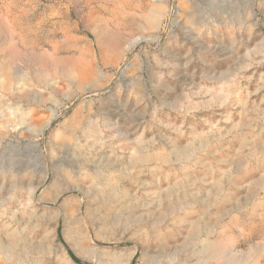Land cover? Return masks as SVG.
Returning a JSON list of instances; mask_svg holds the SVG:
<instances>
[{
  "label": "rangeland",
  "instance_id": "1",
  "mask_svg": "<svg viewBox=\"0 0 264 264\" xmlns=\"http://www.w3.org/2000/svg\"><path fill=\"white\" fill-rule=\"evenodd\" d=\"M0 241L264 264V0H0Z\"/></svg>",
  "mask_w": 264,
  "mask_h": 264
},
{
  "label": "bare ground",
  "instance_id": "2",
  "mask_svg": "<svg viewBox=\"0 0 264 264\" xmlns=\"http://www.w3.org/2000/svg\"><path fill=\"white\" fill-rule=\"evenodd\" d=\"M157 218H159V216ZM13 235H15V233ZM13 235L11 237H13ZM82 241H85L84 238L82 239ZM204 247L208 253L212 254V251H211L212 246L210 243H207ZM76 249L82 252L84 255H87L93 252V250L87 244H76ZM13 250H14L13 244L12 245L9 243L5 244L0 241V251H4L11 255L13 254ZM99 256L100 258H103L106 260L103 264H123L121 260L122 258L120 259V257L114 253H107V254L100 253Z\"/></svg>",
  "mask_w": 264,
  "mask_h": 264
},
{
  "label": "trees",
  "instance_id": "3",
  "mask_svg": "<svg viewBox=\"0 0 264 264\" xmlns=\"http://www.w3.org/2000/svg\"><path fill=\"white\" fill-rule=\"evenodd\" d=\"M130 264H132V262Z\"/></svg>",
  "mask_w": 264,
  "mask_h": 264
}]
</instances>
